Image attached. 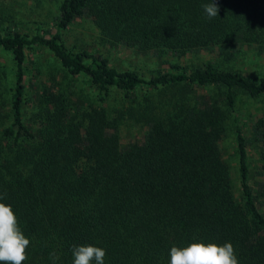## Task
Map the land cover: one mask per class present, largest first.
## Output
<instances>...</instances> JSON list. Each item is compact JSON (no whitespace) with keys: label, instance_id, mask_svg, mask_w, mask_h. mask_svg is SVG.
Returning a JSON list of instances; mask_svg holds the SVG:
<instances>
[{"label":"trees","instance_id":"trees-1","mask_svg":"<svg viewBox=\"0 0 264 264\" xmlns=\"http://www.w3.org/2000/svg\"><path fill=\"white\" fill-rule=\"evenodd\" d=\"M208 2L0 4V202L31 241L23 264H72L81 244L104 264H168L194 241L264 264V69L243 68L264 67V0H220L212 19ZM242 97L261 103L246 130Z\"/></svg>","mask_w":264,"mask_h":264},{"label":"clouds","instance_id":"clouds-1","mask_svg":"<svg viewBox=\"0 0 264 264\" xmlns=\"http://www.w3.org/2000/svg\"><path fill=\"white\" fill-rule=\"evenodd\" d=\"M219 5L220 0H209L202 5L207 19L218 15ZM5 199L6 193H0V201ZM30 243L11 205L0 202V264H23L28 259L27 248ZM71 255L72 264H104L106 251L92 244H81L71 247ZM168 255V264H239L230 242L217 244L194 241L184 247L174 245L170 247ZM49 259L52 264H56L59 256L52 252Z\"/></svg>","mask_w":264,"mask_h":264},{"label":"rangeland","instance_id":"rangeland-1","mask_svg":"<svg viewBox=\"0 0 264 264\" xmlns=\"http://www.w3.org/2000/svg\"><path fill=\"white\" fill-rule=\"evenodd\" d=\"M0 4L4 6H10L11 4L15 6L17 9L23 10V0H17L16 4L12 2L11 0H0ZM24 19H27L25 17ZM37 50L33 51L31 56L39 61L41 65H45L47 61L50 60V55L47 52L39 51L38 48ZM117 52H113V55L111 57V62L115 64L116 66L122 67V68H128V67H134L136 66L137 68H143L145 67V63L143 59L137 58L136 55H128L126 51L122 50H116ZM128 55V57L126 56ZM264 63V59L262 60ZM243 68L246 70V72H250L247 74L255 73L260 71L263 68H254V69H247V64H244ZM32 69H29L27 77L30 75ZM145 70V69H144ZM245 72V74H246ZM80 83V82H79ZM9 84V83H8ZM79 86H82L80 83ZM238 116L240 117V123L243 124V129L246 130L249 124L255 119V117L259 116V106H261V103L259 102H254L249 99H245L244 97L239 99L238 102ZM141 133H138L140 136ZM221 148L222 150L228 155L229 153L232 154L234 152V137L233 135L225 137L221 143ZM247 153H248V163H249V182L252 188H256V182L258 180V175L256 173V166H257V160H256V151L253 148L252 145L247 146ZM232 164L235 166V158L232 159ZM260 210H264L263 207H260Z\"/></svg>","mask_w":264,"mask_h":264}]
</instances>
